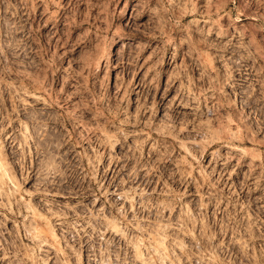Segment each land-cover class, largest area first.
Segmentation results:
<instances>
[{
  "label": "rangeland",
  "instance_id": "1",
  "mask_svg": "<svg viewBox=\"0 0 264 264\" xmlns=\"http://www.w3.org/2000/svg\"><path fill=\"white\" fill-rule=\"evenodd\" d=\"M0 264H264V0H0Z\"/></svg>",
  "mask_w": 264,
  "mask_h": 264
},
{
  "label": "bare ground",
  "instance_id": "2",
  "mask_svg": "<svg viewBox=\"0 0 264 264\" xmlns=\"http://www.w3.org/2000/svg\"><path fill=\"white\" fill-rule=\"evenodd\" d=\"M114 51H113V49L111 48V50H110V54H112Z\"/></svg>",
  "mask_w": 264,
  "mask_h": 264
}]
</instances>
